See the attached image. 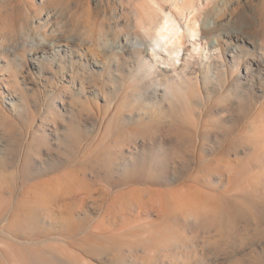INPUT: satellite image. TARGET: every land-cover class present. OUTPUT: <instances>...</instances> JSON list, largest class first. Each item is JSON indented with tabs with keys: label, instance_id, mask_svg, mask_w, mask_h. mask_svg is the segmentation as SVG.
Instances as JSON below:
<instances>
[{
	"label": "rangeland",
	"instance_id": "1",
	"mask_svg": "<svg viewBox=\"0 0 264 264\" xmlns=\"http://www.w3.org/2000/svg\"><path fill=\"white\" fill-rule=\"evenodd\" d=\"M79 1L0 0V264H264L260 72L218 69L224 32L177 102L175 73L131 49L169 0ZM198 1L221 32L264 24V0ZM32 20L73 41L31 55Z\"/></svg>",
	"mask_w": 264,
	"mask_h": 264
},
{
	"label": "bare ground",
	"instance_id": "2",
	"mask_svg": "<svg viewBox=\"0 0 264 264\" xmlns=\"http://www.w3.org/2000/svg\"><path fill=\"white\" fill-rule=\"evenodd\" d=\"M254 4L253 6H255ZM258 4L260 3H257V5ZM52 6H57L55 0H52ZM32 7H36V5L32 3ZM76 7H90V2L86 0L79 1ZM169 7V11H163L161 13L159 23H154L155 25L152 23L151 26L154 25V27L152 29L150 28L151 30H148L145 25L141 23L140 17L135 21L141 32L149 35V39L147 43H144L139 40L140 38L138 39L135 37L136 41L134 40L135 42H132L133 48H131L140 55L144 52L147 53L153 67L155 66L157 69L160 68V70L165 71L171 70L175 73V76L169 79L165 84L166 95L170 94L171 96L169 97H172L173 100H177V102H184V93L186 91H191L195 85V79L190 76L189 70L192 71V66L197 65L196 56L198 55L206 60H211L215 55L214 57L216 60L221 59L224 56V45H222L223 39L221 38V34L224 32L232 33L231 36L233 40H231V42L224 41L225 44L231 45L229 53L232 61L229 63L230 70L228 71L225 63H219V61H217L218 69L220 71H226L227 74H230L232 77H237L244 73L246 79L254 76V74H259L255 72V70H258L260 72V79H264V24L250 25V33L243 32L241 28H233L221 32V26L218 22L215 23V20L202 19L203 21H201L204 7L201 1L169 0ZM255 11L257 13L260 9ZM49 24L48 22V25ZM28 27L30 29H27L28 33H25V35H31L33 37L29 38L30 40L25 43L24 47L30 49L31 55L41 54L42 59L47 61H51L50 58L53 57V51L59 52L61 46L65 45L63 42L73 41L72 37L65 35V29L63 28L58 31L59 35H52V33L49 34V31L47 32V29H41L33 20ZM106 34L107 33L101 35L99 38L103 49L110 50L116 47L121 50L120 48L126 46L125 43L127 41L122 44L121 40L118 41L119 43L116 41L118 45H116V43L114 45L111 40L107 38ZM54 36H56L58 40L55 39ZM56 42L59 43L58 46H55ZM249 42L253 44L252 50L247 47L250 44ZM1 47L3 46L1 45ZM127 47H129V45ZM56 48L58 49L56 50ZM212 49L214 50L213 53H211V51H213ZM0 51L3 53H14L15 49L0 48ZM177 53H179V55H177ZM249 54L254 57L253 62L244 63L246 56ZM204 64H206V62H204ZM39 68L41 71V67ZM179 69H181L180 72L178 71ZM169 99L171 100V98Z\"/></svg>",
	"mask_w": 264,
	"mask_h": 264
},
{
	"label": "snow or ice",
	"instance_id": "3",
	"mask_svg": "<svg viewBox=\"0 0 264 264\" xmlns=\"http://www.w3.org/2000/svg\"><path fill=\"white\" fill-rule=\"evenodd\" d=\"M177 55H179V53H177Z\"/></svg>",
	"mask_w": 264,
	"mask_h": 264
}]
</instances>
